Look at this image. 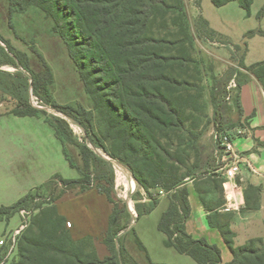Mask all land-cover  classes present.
Masks as SVG:
<instances>
[{"label":"trees","instance_id":"trees-1","mask_svg":"<svg viewBox=\"0 0 264 264\" xmlns=\"http://www.w3.org/2000/svg\"><path fill=\"white\" fill-rule=\"evenodd\" d=\"M7 1L10 16L36 7L52 20V31L64 40L93 109L79 103H58L50 90L54 74L44 56L35 49L43 64L37 72L27 54L1 36L0 67L10 65L17 70L0 68V99H14L9 113L43 117L53 128L70 167L80 174L73 179L56 175L54 178L64 188H96L113 204L104 236L110 254L104 258L94 247L88 251L83 239H73L67 219L56 204L49 201L43 207L37 201L43 196L44 187H36L15 203L1 206L0 220H8L30 206L41 208L19 237L17 258L11 264H140L123 241L131 231L145 252L147 263L162 264L152 261L134 227L128 229L133 215L128 204H121L116 197L113 160L128 167L137 181L138 190L131 195L138 213L136 219L157 207L161 190L168 193L170 205L158 225L167 236V246L190 255L199 264H264L263 237L235 244L230 218L220 211L226 203L225 178L220 173L223 162L215 151L220 146L217 141L212 146L203 141L211 125L220 132L243 124L240 93L233 105L227 99V86L234 75L239 90L251 75L264 88V60L250 65L245 62L248 41L234 47L235 65L223 75L215 72L213 63L208 65L212 81L210 114L204 63L197 55L185 0ZM233 1L251 14L254 0H212L219 7ZM262 16L264 6L259 11ZM200 23L209 28L208 20L201 14L197 26ZM255 35H264V29L249 30L245 36ZM237 51H241L240 56ZM31 91L64 116L49 115L46 109L34 106ZM71 122L83 129L84 138L74 132ZM189 181L194 182L201 200L212 212L209 224L221 231L233 255L230 261L223 260L217 244L187 230L192 211ZM262 192L261 186H247L246 209L261 207ZM5 250L3 246L2 256Z\"/></svg>","mask_w":264,"mask_h":264},{"label":"rangeland","instance_id":"rangeland-1","mask_svg":"<svg viewBox=\"0 0 264 264\" xmlns=\"http://www.w3.org/2000/svg\"><path fill=\"white\" fill-rule=\"evenodd\" d=\"M186 9L191 20L192 33L195 35V45L197 55L203 59V70H204V85L206 87V98L208 103L210 97V86L212 84L211 77L208 73V65L214 64L215 72L220 76L223 75L233 64L232 53L235 52V46L241 45L248 41V51L246 54L245 61L247 63H254L257 61L264 60V35H255L251 38H247L246 33L252 29H264V16L259 17V11L264 6V0H254L251 14L240 6L237 1H233L224 6H216L212 0H185ZM200 14L208 20L209 28L198 24L197 19ZM0 36L10 41V43L17 49L25 52L29 57L31 66L35 71H41L43 64L36 54L37 49L45 58L47 63L50 65L54 74V83L50 86L51 93L53 94L56 101L60 104H82L87 109H93V102L88 95L85 85L81 79L79 70L74 63L73 59L69 55L67 46L64 40L56 33L52 31V20L47 18L40 9L31 7L30 9L23 12H16L10 16L9 3L7 0H0ZM2 44H5L2 42ZM240 56L241 51H237ZM234 63V62H233ZM4 71L15 72L17 69L10 65L0 67ZM221 70V71H219ZM207 74V75H206ZM233 78H237L236 75ZM231 83V82H230ZM237 83V79H236ZM228 101L233 105V101L239 94V87L236 85L231 88L227 86ZM43 106L47 110L49 115H60L64 116L61 112L56 110L50 105L45 104L39 97L35 99V102ZM35 105V102L32 101ZM15 105V101L10 96H5L0 99V114L9 113ZM212 106L209 105V113L212 114ZM14 117V116H13ZM23 118H12L3 119L0 122V155L2 157L14 156L16 159L25 157L29 145L22 136H16L22 134ZM74 132L81 138H84L85 133L83 129L76 123L71 122ZM15 130V131H12ZM45 133V131L43 130ZM16 133V134H15ZM217 131L211 125L206 135L203 137V141L208 146H212V140L215 144ZM47 136V148H48V159L45 166L40 170L33 172L30 178L31 182H44L48 180L53 172H59L63 176L80 177L77 170L72 169L65 157L62 154L61 144L56 139L53 130L48 125L46 127ZM101 154L108 157L103 151L98 150ZM216 155L219 160L224 154V150L217 147ZM222 154V155H221ZM14 158V159H15ZM116 171L115 183L118 187L115 188L117 199L122 203H127L128 199L131 198L133 209L136 215L130 209L132 213V219L130 222V229L138 216L135 209V200L131 196L138 190V184L135 182L130 169L119 162H114ZM16 170L17 182L20 180L23 183L26 182L28 177V167ZM126 176V177H125ZM23 177V178H21ZM21 178V179H20ZM126 178V180H124ZM135 182V190L132 191L131 181ZM34 180V181H33ZM127 183V184H125ZM127 186V189H126ZM44 187L42 190L43 196L38 198L37 201L43 204V207H47L49 201L55 204L56 200L61 196L67 189L59 182L57 178H52L45 185L39 186ZM126 190V191H125ZM79 190H72L71 194H65L58 202L57 208L59 212L64 215L67 219V228L72 233L73 238L77 241L82 240L88 251L93 250V243L96 248L100 250L101 254H106L107 250H101L99 243H101L103 233L109 224L108 220L105 219V214L109 212L108 199L106 195L100 194L94 189L88 190L83 194H77ZM74 193V194H72ZM77 194V195H76ZM18 194L11 196L7 202L10 204L17 199ZM16 198V199H15ZM53 198L56 199L53 201ZM29 210V214L25 217L22 216L21 212H17L15 215L19 217V224L26 220L28 223L27 228L31 225L35 215L41 210V208H34L30 206L26 208ZM161 209H158L154 214L141 218L137 227L141 228L142 225L147 224L150 231L151 225L156 224L157 219L160 215ZM69 220V221H68ZM73 223V227L72 223ZM17 226V227H18ZM3 226L0 224V240L5 237L6 233H3ZM16 227V228H17ZM26 228V229H27ZM136 229V233H137ZM259 232V230H257ZM23 233V232H22ZM22 233L17 235V242ZM138 234V233H137ZM151 234H153L151 232ZM87 236L92 239L85 238ZM85 238V239H84ZM147 240L151 244V250L158 262L165 264H198L192 257L188 255L179 256L175 250H170L161 245L159 237L155 234L147 235ZM125 246L129 253L140 263L148 264L146 254L142 251L135 242V233L129 232L123 237ZM104 247L106 245L101 243ZM1 248V245H0ZM106 249V248H105ZM169 249V250H166ZM100 253H98L99 255ZM100 254L101 257H104ZM1 255V254H0ZM4 255V254H3ZM2 256V255H1ZM3 258L0 257V260ZM17 258V253L11 258L8 264H11ZM187 259V260H183ZM191 261V262H190Z\"/></svg>","mask_w":264,"mask_h":264},{"label":"crops","instance_id":"crops-1","mask_svg":"<svg viewBox=\"0 0 264 264\" xmlns=\"http://www.w3.org/2000/svg\"><path fill=\"white\" fill-rule=\"evenodd\" d=\"M228 63L235 65L231 61L230 62L228 61ZM246 64L250 65L252 63L246 62ZM239 93H240L241 102L243 106L242 121L248 122L249 131L245 136L238 137L235 139V148L240 153V155L242 156V160H243L241 163L240 172L237 174L235 181L229 184V187L231 189L233 188V191L235 192L236 199L230 202L231 207L229 211L220 210L222 214L230 218L231 229L235 233V244L236 245H242L250 238H254V237L264 238V88L261 82L256 77L251 75L249 80L241 86ZM10 117L23 118L24 121H22V124L20 125L22 126V134L19 135L18 130L16 131L17 134L16 133L15 134L16 136H22V138L25 140L27 139L26 143L29 145V149L27 150L25 157H22L20 159H16L14 156L8 155L6 157H2L0 155V207L11 205L9 201L7 202V200L11 196L16 195V193L18 194V196H17V199L15 198L16 200H14L13 203H15L17 200H19L23 196H25L32 189L47 184L49 180L55 177L56 175H61L64 178H68V177L63 176L59 172H53L50 178L48 180H45L44 182H41V183L39 182L38 184L37 182H31L30 178L33 175L32 173L36 172L37 170H40L47 163L48 148H47L46 127L49 124L45 121L43 117H40V116H18L13 113L0 114V122L5 118L10 119ZM51 129L53 130L52 127ZM43 130L45 131V133L43 132ZM12 131H15V130H12ZM53 133H54V130H53ZM56 139L59 141L57 137ZM213 144L214 142L212 140V145ZM61 149H62V145H61ZM62 154H63V150H62ZM27 167H28L29 179H26V177H24L26 180L25 183H23L22 180L17 182L16 170L20 168L26 169ZM23 169L21 171H25ZM220 173L223 174L222 168L220 169ZM76 177H71L68 179H73ZM250 184L255 185V186H261L263 189V192L261 195V207L256 210L246 209L247 202H246L245 190L247 186ZM188 185L191 190L190 202H191L192 211H191V215L189 216L187 220V230L191 234H193L195 237H198V238L205 237L208 239L209 242L217 244L222 250L223 260L230 261L233 258V255L231 251L229 250L223 238V235L221 234V231L218 228L212 227L209 224V215L212 212L207 210L206 206L201 200V197L199 195L197 188L194 185V182L189 181ZM91 189H94L97 192H99L96 188H91ZM91 189H88V190H91ZM72 190H75V191L79 190L77 194H83L86 191H88V190L83 191L80 186L67 189L56 200L55 202L56 206L59 200L67 192H68L67 194H71L70 192ZM214 197L215 199H218L219 195L215 194ZM169 205H170L169 195L166 191H164V193H161L160 195V201L157 207L152 212L145 214L141 216L140 218L136 219L133 225L135 231L136 229H138L137 233L140 239L142 240L143 244L146 246L152 261L155 263L165 264L163 262H158V260H156L157 258H155L154 254L152 253L151 244L146 238L149 233L150 235H153V234L157 235L159 237V241L161 245H163L164 247L166 246V248H170V250H175L172 253L178 252L181 258H185V257H182V255H187V254H183L179 252L174 247L167 246L165 244V240L167 236L164 232H162L159 229V226H158L159 221L164 211L168 209ZM158 209H161L160 215L157 219L156 224L151 225L150 227L151 231L147 224L142 225L141 228L137 227L141 218H146L154 214ZM107 210L109 212L105 214V219H107L109 222L110 215L113 211V204L109 201V199H108ZM18 221H19L18 215L17 216L14 215L12 218L8 220L5 218L3 220H0V224L3 226L2 227L3 233L7 234L13 231L18 226L19 224ZM107 225L109 227V224ZM71 227H73V223ZM108 227L105 229L103 233L101 243H104V236H105L106 231L108 230ZM257 230H259V232H257ZM151 232L153 234H151ZM85 238L92 239V237L90 236H87ZM101 243H99L100 245L99 248L101 250L103 249L107 250L106 254H101L100 250L96 248V245H94V243H93V247L95 251L97 252V254L100 253L102 256L106 257L107 255L110 254V251L107 246L104 247ZM2 250H3V246H1L0 248V254ZM166 250H169V249H166ZM100 254H99V257L104 258V257H101ZM183 260H187V259H183ZM191 264H194V263H191Z\"/></svg>","mask_w":264,"mask_h":264},{"label":"built area","instance_id":"built-area-1","mask_svg":"<svg viewBox=\"0 0 264 264\" xmlns=\"http://www.w3.org/2000/svg\"><path fill=\"white\" fill-rule=\"evenodd\" d=\"M236 84L238 86V83H236V79L233 78L231 80L229 87L231 88L232 86ZM35 99H37V96L34 95L31 91V102L32 101L35 102ZM34 106L43 108V106L39 105L37 101L35 102ZM242 123L243 124L241 126L222 130L220 132H217L215 135L218 145L220 146V148L224 150V154L221 157V160L223 162L222 169H223V176L225 178V181L223 183L224 191H225V198H226V203L223 207V210L225 211L230 210V207H231L230 202L236 199L235 192L233 191V188L231 189L229 187V184L235 181L237 174L240 172L241 163L243 161L242 156L235 148V139L238 137L245 136L249 131V127L247 123L244 121H242ZM114 162L115 160H113V165H114ZM116 187H118V184L115 183V188ZM134 190H135V187L132 188V191ZM160 192L164 193L163 190H161ZM130 199L131 198H129L127 202L128 207H130V209L136 215V212L133 209L132 200ZM20 212L23 217L29 214V210L27 209H22L20 210ZM27 226H28L27 221L23 220V222H21L17 228L7 233L5 237L0 240V245L6 247L3 258L0 260V264H8L11 258L18 252L19 242H17V235L22 233L27 228Z\"/></svg>","mask_w":264,"mask_h":264},{"label":"bare ground","instance_id":"bare-ground-1","mask_svg":"<svg viewBox=\"0 0 264 264\" xmlns=\"http://www.w3.org/2000/svg\"><path fill=\"white\" fill-rule=\"evenodd\" d=\"M126 177V176H125ZM124 180H126V178L124 179ZM127 181V180H126ZM125 184H127V183H125ZM131 187L133 188V187H135V182H134V180L132 179V181H131ZM126 189H127V186H126ZM126 191V190H125Z\"/></svg>","mask_w":264,"mask_h":264},{"label":"water","instance_id":"water-1","mask_svg":"<svg viewBox=\"0 0 264 264\" xmlns=\"http://www.w3.org/2000/svg\"><path fill=\"white\" fill-rule=\"evenodd\" d=\"M121 164V163H120ZM132 176H133V174H132ZM134 178V177H133ZM134 180H135V182L137 183V181H136V179L134 178Z\"/></svg>","mask_w":264,"mask_h":264}]
</instances>
